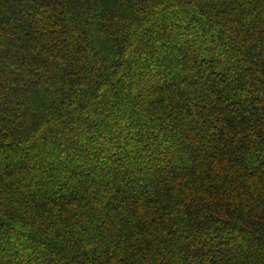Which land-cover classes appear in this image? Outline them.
<instances>
[{"label":"trees","instance_id":"trees-1","mask_svg":"<svg viewBox=\"0 0 264 264\" xmlns=\"http://www.w3.org/2000/svg\"><path fill=\"white\" fill-rule=\"evenodd\" d=\"M0 264H264V0H0Z\"/></svg>","mask_w":264,"mask_h":264}]
</instances>
